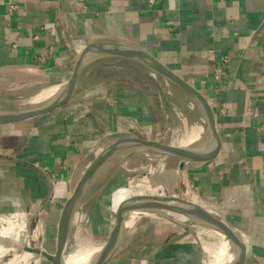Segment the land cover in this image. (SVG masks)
Returning <instances> with one entry per match:
<instances>
[{
	"label": "crops",
	"instance_id": "obj_1",
	"mask_svg": "<svg viewBox=\"0 0 264 264\" xmlns=\"http://www.w3.org/2000/svg\"><path fill=\"white\" fill-rule=\"evenodd\" d=\"M97 37L145 49L191 86L213 122L208 165L171 173L173 194L132 192L205 207L244 244V264H264V0H0V108L65 86ZM90 81L76 102L0 125V264H53L34 250L57 258L63 211L99 141L133 132L121 124L141 118L136 91L94 93ZM148 224L136 220L106 264H208L190 229ZM66 261L86 264L72 252Z\"/></svg>",
	"mask_w": 264,
	"mask_h": 264
},
{
	"label": "water",
	"instance_id": "obj_2",
	"mask_svg": "<svg viewBox=\"0 0 264 264\" xmlns=\"http://www.w3.org/2000/svg\"><path fill=\"white\" fill-rule=\"evenodd\" d=\"M126 65L148 73L155 79L168 99L171 94L166 88L170 87L180 98L181 102L178 100L180 106L195 133L191 136L190 144L184 149H177L165 144L160 145L157 141L142 139L133 132H115L103 137L99 144H107L108 148L82 176L72 199L63 211L59 225L57 258L44 250H34L53 264H67L66 256L73 248V220L87 196L107 170L116 169L133 154H144L151 157L152 163L161 170H173L179 173L202 168L208 165L214 157L213 122L202 108L199 98L191 86L142 47L111 37H97L91 40L79 58L74 77L56 92L35 101L0 108V125L31 120L76 102L77 97L91 86L90 80L98 71L106 67ZM106 176L102 187H106L116 174L112 172ZM136 216H160L179 224L182 222H179L175 217H183L189 221L188 224L182 223L186 228H189L191 224L203 226L227 242L230 249L228 264H244L246 255L244 244L223 220L199 204L173 196L137 197L128 202L117 214L106 242L91 256L87 264L109 262L115 255L123 235L135 222L133 219ZM26 250L33 251L29 245Z\"/></svg>",
	"mask_w": 264,
	"mask_h": 264
},
{
	"label": "rangeland",
	"instance_id": "obj_3",
	"mask_svg": "<svg viewBox=\"0 0 264 264\" xmlns=\"http://www.w3.org/2000/svg\"><path fill=\"white\" fill-rule=\"evenodd\" d=\"M110 78L114 79L115 82L109 86H103L104 81ZM91 80L92 82L100 84H95V88H93L94 93L97 91L98 93L106 91V93L116 94L119 88H130L132 93L136 91L141 98L145 99V102L139 104L143 108L140 112L138 111V114H142L141 118H138L137 115V118L129 119L128 121H131V123L128 127L121 124L123 128L136 132L140 138L148 141H157L160 145H175L195 133V130L190 127L187 117L184 115L183 109L180 106V98L177 97L174 100V97L169 96L168 99L155 79L148 73L133 66L126 65L122 67H111L110 69L100 71L98 74L93 75ZM135 105L137 106L138 104ZM128 106L135 108L133 104ZM177 110L181 111L185 120L179 116V113L177 114ZM145 111L147 112V116L145 117L144 115L143 117V112ZM117 113L118 110H116ZM107 148L108 145L105 144L96 151L88 166L94 164L95 160ZM152 161L153 159L151 157L145 156L144 154H133L127 157L116 169L107 170L105 175L94 186L93 191L87 196L77 214L78 222L76 227L72 229V242L74 241V237L79 235L82 241L100 247L108 237L105 231L112 227L119 211L128 202L139 196L136 192H132L135 187L145 186L147 188L146 191L140 194H173L174 187L171 182L173 179L169 175L176 171L161 170ZM112 172H115L116 176L112 178L106 187H102L103 182L107 178L106 175ZM162 180L165 182L163 183ZM181 188L183 189L184 187ZM120 196L122 198L117 202ZM139 217L141 216H136L133 220L136 221ZM175 218L183 224L189 223L183 217L176 216ZM141 219L149 222L150 226L153 224L164 228L169 226L173 230H180L181 234V230L190 229L197 243L205 250L209 261L208 264H215L218 258L216 252L222 245L221 237L215 232L197 224H191L189 228H186L182 223H174L160 216L139 218V220ZM228 252L230 253V249H228ZM213 253L214 255H212ZM223 261L220 260L222 264Z\"/></svg>",
	"mask_w": 264,
	"mask_h": 264
},
{
	"label": "bare ground",
	"instance_id": "obj_4",
	"mask_svg": "<svg viewBox=\"0 0 264 264\" xmlns=\"http://www.w3.org/2000/svg\"><path fill=\"white\" fill-rule=\"evenodd\" d=\"M166 89L171 94V96L174 97V100H176L177 96L174 93V91L170 87H167ZM50 94H51V92L44 95V96L46 97L47 95H50ZM178 113H179V116L181 118H184L180 110H177V114ZM184 120H185V118H184ZM189 141H190L189 138H185L179 144H175V145L173 144L170 146L175 147L177 149H184L185 147H187L189 145ZM89 169H90V166L87 165L83 171L82 176H84L88 172ZM130 224H131V222H130ZM221 242H222V245L220 246L219 250L216 252V254H217L216 256H218V258H217L215 264H222L220 262V260H222V261L224 260L223 264H228L229 256H230V253L228 252L229 246L225 240H221ZM73 245L74 246H73L71 252L77 256L78 260L81 263H86V264L89 261V259L91 258V256L99 250V247L82 241V239L79 237V235H76L74 237ZM91 245H92V248H91ZM77 246H79V247H77ZM212 255H214V253Z\"/></svg>",
	"mask_w": 264,
	"mask_h": 264
}]
</instances>
